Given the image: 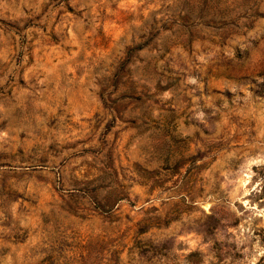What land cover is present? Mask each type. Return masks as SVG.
Instances as JSON below:
<instances>
[{
  "label": "rangeland",
  "instance_id": "rangeland-1",
  "mask_svg": "<svg viewBox=\"0 0 264 264\" xmlns=\"http://www.w3.org/2000/svg\"><path fill=\"white\" fill-rule=\"evenodd\" d=\"M0 264H264V0H0Z\"/></svg>",
  "mask_w": 264,
  "mask_h": 264
}]
</instances>
